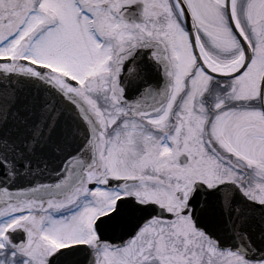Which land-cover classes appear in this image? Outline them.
Segmentation results:
<instances>
[{
    "label": "snow or ice",
    "instance_id": "snow-or-ice-1",
    "mask_svg": "<svg viewBox=\"0 0 264 264\" xmlns=\"http://www.w3.org/2000/svg\"><path fill=\"white\" fill-rule=\"evenodd\" d=\"M0 264H264V0H0Z\"/></svg>",
    "mask_w": 264,
    "mask_h": 264
}]
</instances>
